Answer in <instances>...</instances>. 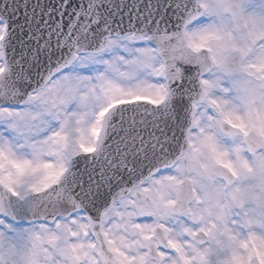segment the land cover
Segmentation results:
<instances>
[{
    "label": "snow or ice",
    "instance_id": "1",
    "mask_svg": "<svg viewBox=\"0 0 264 264\" xmlns=\"http://www.w3.org/2000/svg\"><path fill=\"white\" fill-rule=\"evenodd\" d=\"M253 104L264 0H0V264H202L225 245L167 225L195 213L164 183L197 152L235 176L219 137ZM228 217L222 264H264Z\"/></svg>",
    "mask_w": 264,
    "mask_h": 264
},
{
    "label": "clouds",
    "instance_id": "2",
    "mask_svg": "<svg viewBox=\"0 0 264 264\" xmlns=\"http://www.w3.org/2000/svg\"><path fill=\"white\" fill-rule=\"evenodd\" d=\"M236 115L241 117L245 128L228 130L227 136L236 140L230 148L219 142L226 153L225 162L235 168V176L211 155L197 152L192 163L176 179L165 181L163 187L173 202L171 211L194 212V222L213 226L210 237L213 241L221 240L227 250L223 261L230 260L232 255L229 247L232 241L221 235L224 218L233 210H241L245 224L258 225L264 220V105L253 104L250 110L241 107ZM202 251V264H210L212 248L205 245Z\"/></svg>",
    "mask_w": 264,
    "mask_h": 264
},
{
    "label": "flooded vegetation",
    "instance_id": "3",
    "mask_svg": "<svg viewBox=\"0 0 264 264\" xmlns=\"http://www.w3.org/2000/svg\"><path fill=\"white\" fill-rule=\"evenodd\" d=\"M219 142L221 145L225 148H229V146L232 144V139L228 137L227 135H221L219 137ZM236 142V141H234ZM250 159V157H249ZM172 220H181L179 222L175 221L170 222V224H167L170 228L174 230V232H182L183 227H191L194 230L201 227L200 223L192 221L189 223L186 216L183 215H177L175 217H170ZM236 223H233V222ZM226 223L229 227L233 229L234 232H239L242 237H246L247 233L249 231L248 228L244 227V219H243V212L241 210H233L229 217L226 220ZM251 230L255 231L259 235H264V220H262L258 225L251 226ZM185 238V237H180ZM212 248V253L210 255V264H222L223 260L227 257V250L224 248H221L218 245H210Z\"/></svg>",
    "mask_w": 264,
    "mask_h": 264
},
{
    "label": "rangeland",
    "instance_id": "4",
    "mask_svg": "<svg viewBox=\"0 0 264 264\" xmlns=\"http://www.w3.org/2000/svg\"><path fill=\"white\" fill-rule=\"evenodd\" d=\"M231 139H232V141H233L232 144H234V143H235L234 141H236V140H235L234 138H231ZM232 144L229 146V148L232 146ZM245 155H246V156H249L248 153H245ZM249 157H250V156H249ZM250 158H251V157H250ZM187 219H188L189 223L192 222V220L189 219L188 217H187ZM172 221L174 222V224H176L175 221L179 222V221H181V220H176V219H173V220H172L171 218H169V220L167 221V224H170V222H172Z\"/></svg>",
    "mask_w": 264,
    "mask_h": 264
}]
</instances>
